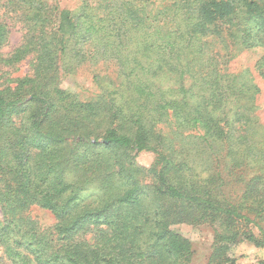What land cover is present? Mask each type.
I'll return each mask as SVG.
<instances>
[{
	"label": "trees",
	"instance_id": "16d2710c",
	"mask_svg": "<svg viewBox=\"0 0 264 264\" xmlns=\"http://www.w3.org/2000/svg\"><path fill=\"white\" fill-rule=\"evenodd\" d=\"M11 20L0 264H191L180 222L219 225L204 264L264 247V0H0V48ZM251 48L263 89L228 65ZM26 56L30 74L1 80ZM79 71L93 90L60 86Z\"/></svg>",
	"mask_w": 264,
	"mask_h": 264
},
{
	"label": "rangeland",
	"instance_id": "374dc122",
	"mask_svg": "<svg viewBox=\"0 0 264 264\" xmlns=\"http://www.w3.org/2000/svg\"><path fill=\"white\" fill-rule=\"evenodd\" d=\"M78 0H47V2H56L60 7L73 6ZM4 19L9 22L8 15L4 16ZM11 25L8 26L7 40L0 48L3 53H9L15 46H17L22 38L23 30L19 22L11 20ZM261 55L259 48H251L244 50L235 58L231 59L228 63L229 67L234 71L246 70L253 74L256 83L261 89H263L262 79L255 70V62ZM30 56H26L15 63L14 66H5L2 71L7 73L3 75L1 80H6L9 77H20L26 74H30L31 64ZM86 73V72H85ZM81 71L77 72L73 76H66L62 79L60 86L68 90L80 89H94L93 84ZM8 81V80H6ZM261 106L259 112L264 116L263 101L264 93L259 96ZM135 162L143 168L145 176L150 177L149 169L154 161V155L151 152H141L134 157ZM28 214L36 218L41 224L46 225L53 222L54 218L48 209L33 205L29 208ZM219 229L217 223L201 222V223H187L180 222L170 226V230L174 233H178L188 240L190 248V263L191 264H204L213 248L215 231ZM254 232H257L255 227L252 228ZM231 255L235 258L236 264H260L264 261V247H258L253 242L248 240H241L237 244L233 245L230 249Z\"/></svg>",
	"mask_w": 264,
	"mask_h": 264
}]
</instances>
